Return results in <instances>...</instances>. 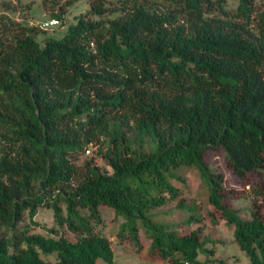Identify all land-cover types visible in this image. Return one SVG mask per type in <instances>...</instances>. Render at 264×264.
I'll use <instances>...</instances> for the list:
<instances>
[{
  "label": "trees",
  "instance_id": "trees-1",
  "mask_svg": "<svg viewBox=\"0 0 264 264\" xmlns=\"http://www.w3.org/2000/svg\"><path fill=\"white\" fill-rule=\"evenodd\" d=\"M48 1L62 21L79 0ZM88 1L61 36L43 41L38 27L0 13V264L112 262L111 242L95 227L100 206L122 217L121 242L138 245L144 233L148 257L206 264L200 256L212 252L196 231L180 234L152 218L179 194L170 179L181 166L197 169L249 264H264L260 206L242 217L223 203V174L203 159L220 148L238 177L264 176V7ZM108 3L114 15L103 18ZM90 145L108 170L76 163ZM40 206L75 239L20 228L25 210L38 224ZM179 206L189 211L187 223L200 219L194 204Z\"/></svg>",
  "mask_w": 264,
  "mask_h": 264
},
{
  "label": "rangeland",
  "instance_id": "rangeland-1",
  "mask_svg": "<svg viewBox=\"0 0 264 264\" xmlns=\"http://www.w3.org/2000/svg\"><path fill=\"white\" fill-rule=\"evenodd\" d=\"M258 6L264 7V0H253ZM237 0H226L228 7L235 6ZM107 6V4H106ZM108 10L103 14V18L114 15L111 12L112 5L108 3ZM89 9L88 0H79L70 6L64 14V19L57 25H45L52 19V6L48 0H0V13L8 14L12 19L24 24L33 25L39 28L36 35L38 41L52 36L59 37L66 30L69 23H74L79 15L84 14ZM90 17H95L90 15ZM150 145H146V150ZM203 159L214 172L223 174V203L237 208L242 217L249 216V210L254 204L260 206L264 213V176L260 172H247L243 177H238L227 165L224 150L208 149L203 154ZM90 161L97 165L101 170H108V165L98 153L96 145H90L88 149L79 153L76 163L84 168L85 162ZM176 178H171L179 189L176 198L157 207L152 212L155 221L167 223L172 229L180 234L190 233L192 230L205 242V247L211 250L208 258L202 254L201 261L206 264H218L222 260L227 264H249L248 257L234 241V226L227 223L220 215L219 210L213 207L208 201L207 186L199 176L194 166H181L174 171ZM180 203L194 204L196 215L199 220L187 223L189 211L179 206ZM62 213L66 214L65 205L62 203ZM101 221L96 224V228L108 237L114 251L112 262L97 259V264H169L168 260L152 259L147 256L149 239L140 233V243L120 241L117 235L122 217L116 216L114 211L107 206H100ZM81 214L87 215L86 209H79ZM33 220L30 221L28 211L23 213L22 220L18 223L19 227L29 226L30 231L39 232L47 236L63 234L70 240L75 239L74 232L70 231L65 224L55 221L51 208L38 207ZM50 228L55 229V233L50 232ZM47 259H54L55 254L44 256Z\"/></svg>",
  "mask_w": 264,
  "mask_h": 264
},
{
  "label": "built area",
  "instance_id": "built-area-1",
  "mask_svg": "<svg viewBox=\"0 0 264 264\" xmlns=\"http://www.w3.org/2000/svg\"><path fill=\"white\" fill-rule=\"evenodd\" d=\"M59 23V21L55 18H52L50 20H48L45 25H57Z\"/></svg>",
  "mask_w": 264,
  "mask_h": 264
}]
</instances>
